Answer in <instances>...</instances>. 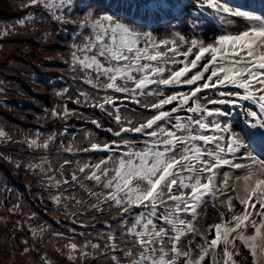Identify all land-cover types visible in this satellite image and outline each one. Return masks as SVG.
<instances>
[{"label": "snow or ice", "instance_id": "6c2138e0", "mask_svg": "<svg viewBox=\"0 0 264 264\" xmlns=\"http://www.w3.org/2000/svg\"><path fill=\"white\" fill-rule=\"evenodd\" d=\"M68 4L70 0H26L24 6L42 5L53 18L64 21L55 10ZM203 6L214 10L225 29L211 43L189 40L180 33L159 40L151 31L141 32L123 22L118 12L88 11L81 27L91 31L72 46L73 72L81 73L84 82L98 91L123 94H106L102 103L92 105L102 111L106 105L113 107L114 120L120 126L114 135L121 139L93 142L83 149L112 153L99 162L78 167L86 180L106 192L87 189L76 172L71 174V181L52 176L48 180L57 187L75 182L88 190L89 196L118 210V223L123 235L130 238L126 243L131 247L121 249L113 233L104 248L111 253L123 252L131 258L130 264H205L210 253V264H244L247 256L241 258V244L248 249L250 264H264V13L233 7L222 0H203ZM173 7L171 0H125L124 10L129 14L134 10L133 20L148 21L168 15ZM232 18H242L244 28L227 31ZM26 19L31 20L32 15ZM24 23L22 19L20 24ZM199 26L197 23L193 28ZM176 86L193 87L187 92L165 94L166 88ZM207 89L218 90L219 98L202 96ZM81 95L87 99V94ZM149 97L155 99L149 101ZM121 99L154 110V114L138 121L123 118L117 106ZM241 101H250L257 110L246 109L248 119L238 133L231 121L220 119L233 115L221 106L243 107ZM166 105L174 106L164 110ZM181 112L185 115L178 114ZM51 115L68 113L66 109L62 113L54 110ZM126 133L146 137L144 147L137 149L135 141L123 139ZM5 135L0 131V137ZM29 147L47 149L48 143L33 139ZM65 151L72 152L73 148ZM42 163H48L52 170L49 161ZM68 164L71 161L65 160L57 171ZM226 166L243 169L244 174L233 177L222 173ZM29 168L44 171L41 164H30ZM229 191L235 195H226ZM220 196H226L222 203L228 215L222 212L221 222L209 226L208 232L214 230L215 235L208 240L197 227V217L206 197ZM53 199L59 203L60 196ZM234 200L241 205L239 210ZM92 207L103 210L98 204ZM128 217H133L131 222ZM195 235L204 242L196 246L199 252L194 256L190 237ZM64 247L71 249L68 259L75 262L77 257L71 253L78 245ZM91 247L99 250L101 246ZM88 255L80 251L81 257ZM111 260L120 264L117 255H111Z\"/></svg>", "mask_w": 264, "mask_h": 264}, {"label": "trees", "instance_id": "16d2710c", "mask_svg": "<svg viewBox=\"0 0 264 264\" xmlns=\"http://www.w3.org/2000/svg\"><path fill=\"white\" fill-rule=\"evenodd\" d=\"M25 3L26 0H0V131L6 133L0 137V264H113L111 255H117L120 264H130L131 258L123 252L111 253L104 248L109 242L108 236L113 233L121 249L131 247L126 243L130 238L123 235L122 225L118 223V210L89 196L88 190L75 182L57 187L54 181L48 180L52 176L55 180L71 181V174L76 172L87 189L106 192L86 180L78 167L99 162L112 153L94 151L73 155L61 147L81 148L93 142L105 144L121 139L114 135L120 126L114 120L115 111L111 105H106L104 111L99 107L80 105L97 104L106 94L122 95L111 90L107 93L98 91L84 82L81 73L72 71V46L81 43L91 31L81 27V21L88 11L94 14L118 12V18L123 22L141 32L151 31L159 40L171 39L175 33H180L186 38L196 36L213 41L224 28L193 1L171 0L174 7L168 15L148 21L133 20L134 10L133 14L124 10L125 0H70V4L55 10L64 21L53 18L51 11L42 5L25 7ZM180 4L184 5V13L178 16L175 9ZM29 14L31 20L26 19ZM22 19L25 20L23 25L20 24ZM197 23L200 26L193 28ZM190 87L193 86L166 88L165 94L187 92ZM217 91L208 89L201 95L216 98ZM81 93L87 94V99ZM173 106L166 105L164 110ZM225 108L229 110L230 106ZM65 109L67 116L51 115L54 110L62 113ZM119 109L121 117L133 121L154 114V110H143L133 103L124 102ZM178 114L185 115L183 112ZM238 114L240 118L242 114ZM222 120L231 121L234 131L241 132L242 126L236 118L229 116ZM122 138L135 141L137 149L144 147L146 139L141 134L131 133L123 134ZM33 139L41 144L47 142L48 148L29 147ZM249 149L252 150L251 145ZM45 159L52 170L48 163H42ZM65 160L71 164L57 171ZM30 164H41L44 171L29 168ZM54 196H60L59 203ZM93 204L103 210H97ZM16 205L19 207L14 208ZM221 213L214 201L205 205L203 231L200 232L207 238L214 237V230L209 233L208 228L221 222ZM187 218L191 219L190 216ZM128 219L131 222L133 217ZM190 239L195 256L199 252L196 246L204 241L199 235ZM69 243L78 245V250L71 253L77 257L75 262L68 259L71 249L64 247ZM92 244L101 247L93 249ZM81 250L89 255L81 257ZM211 255L206 257L205 264H210ZM217 259H220L219 255Z\"/></svg>", "mask_w": 264, "mask_h": 264}, {"label": "rangeland", "instance_id": "374dc122", "mask_svg": "<svg viewBox=\"0 0 264 264\" xmlns=\"http://www.w3.org/2000/svg\"><path fill=\"white\" fill-rule=\"evenodd\" d=\"M236 3H241L242 0H234ZM230 6H233L231 2H227ZM244 9V8H242ZM177 11L180 12V8L178 7L177 8ZM211 13L215 14L212 10H210ZM233 22L231 25H228L226 26L227 28V31H236V30H240V28L237 25V21H236V18H232ZM254 105V104H253ZM257 107V106H256ZM243 125V123H242ZM264 157V156H263ZM243 163V162H241ZM227 171L231 176H234L236 173L238 172H241V171H244L243 169H231L229 167H224L223 169H221V172L223 173L224 171ZM233 192L229 191L228 193H226V195H232ZM226 198V196H220V197H217V198H213L216 203L224 210V213H225V217H227L228 215V212H227V209L224 207L222 201ZM208 197L205 198V200H207ZM233 204L236 206V209L239 210L241 208V205L237 202V201H233ZM200 211V210H199ZM198 222V220H197ZM237 243L239 244L240 242L237 241ZM240 248H241V258L247 256V259H244V264H250V261H251V258H250V255H248V249L245 248L242 244L240 245Z\"/></svg>", "mask_w": 264, "mask_h": 264}, {"label": "bare ground", "instance_id": "6f19581e", "mask_svg": "<svg viewBox=\"0 0 264 264\" xmlns=\"http://www.w3.org/2000/svg\"><path fill=\"white\" fill-rule=\"evenodd\" d=\"M236 21H237L236 26H238L240 28V30H242L244 28L246 22L242 18H236Z\"/></svg>", "mask_w": 264, "mask_h": 264}]
</instances>
